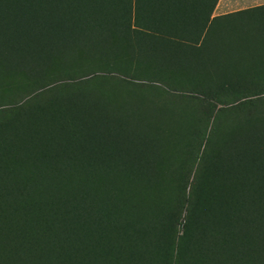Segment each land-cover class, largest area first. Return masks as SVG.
<instances>
[{
    "label": "trees",
    "instance_id": "1",
    "mask_svg": "<svg viewBox=\"0 0 264 264\" xmlns=\"http://www.w3.org/2000/svg\"><path fill=\"white\" fill-rule=\"evenodd\" d=\"M218 1L155 0L146 30L134 0H0V264H264V4ZM143 81L227 102L179 237L178 113Z\"/></svg>",
    "mask_w": 264,
    "mask_h": 264
},
{
    "label": "rangeland",
    "instance_id": "2",
    "mask_svg": "<svg viewBox=\"0 0 264 264\" xmlns=\"http://www.w3.org/2000/svg\"><path fill=\"white\" fill-rule=\"evenodd\" d=\"M152 11H149L148 7L138 5L134 3V26L149 30L151 23ZM140 84V88L147 91L153 98L159 100H167L170 105L177 110L178 120L177 123L181 127L182 140L183 142L179 144L175 156L176 160L173 164L167 166V171L169 174L168 187L165 188V192L168 195V207L170 209H179V214L177 215L175 221V230L177 237L183 234L184 225L186 223V208L188 207V201L186 199L187 189L181 191L178 189L179 182L177 177L181 170H184L187 175H192L197 168V163L193 159L199 158L203 148L206 143L209 130L212 127L214 121V116L217 109L225 105L218 103L219 99H207L205 102L196 99H191L184 97L185 95L181 92L169 90L159 84L153 82L143 81ZM183 95V96H182ZM233 98H228L230 101ZM232 101V100H231ZM230 101V102H231ZM228 103V107L232 106V103ZM230 108V107H229ZM242 111L239 112L241 116ZM217 115V114H216ZM227 120H226V119ZM236 118V111L230 113L227 117H223L224 122H231L232 119ZM193 146V149L189 151V148ZM193 155V156H190ZM174 187V191L171 188ZM188 187V185H187Z\"/></svg>",
    "mask_w": 264,
    "mask_h": 264
},
{
    "label": "crops",
    "instance_id": "3",
    "mask_svg": "<svg viewBox=\"0 0 264 264\" xmlns=\"http://www.w3.org/2000/svg\"><path fill=\"white\" fill-rule=\"evenodd\" d=\"M155 0H134V3L147 6L149 11L153 10ZM264 4V0H219L215 8V15H222L238 10H243L256 5Z\"/></svg>",
    "mask_w": 264,
    "mask_h": 264
}]
</instances>
